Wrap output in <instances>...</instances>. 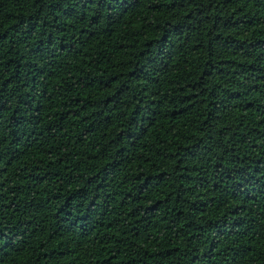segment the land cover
Returning <instances> with one entry per match:
<instances>
[{"label": "trees", "instance_id": "16d2710c", "mask_svg": "<svg viewBox=\"0 0 264 264\" xmlns=\"http://www.w3.org/2000/svg\"><path fill=\"white\" fill-rule=\"evenodd\" d=\"M0 264H264V0H0Z\"/></svg>", "mask_w": 264, "mask_h": 264}]
</instances>
